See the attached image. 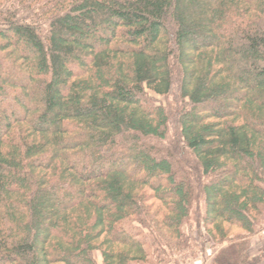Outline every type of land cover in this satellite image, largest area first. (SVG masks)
I'll use <instances>...</instances> for the list:
<instances>
[{
    "label": "trees",
    "instance_id": "obj_1",
    "mask_svg": "<svg viewBox=\"0 0 264 264\" xmlns=\"http://www.w3.org/2000/svg\"><path fill=\"white\" fill-rule=\"evenodd\" d=\"M263 229L264 0H0V264H264Z\"/></svg>",
    "mask_w": 264,
    "mask_h": 264
},
{
    "label": "rangeland",
    "instance_id": "obj_2",
    "mask_svg": "<svg viewBox=\"0 0 264 264\" xmlns=\"http://www.w3.org/2000/svg\"><path fill=\"white\" fill-rule=\"evenodd\" d=\"M158 103L166 104V99L158 98ZM245 234L240 230H235L233 234L230 235V239H235L236 237H244ZM221 246L215 247L211 243L210 238L203 231V236L196 237L193 247L188 251L183 257H181V262L179 264H212L214 257L218 254ZM264 251V229L260 233L254 235L250 238L247 248V253L249 257L258 256ZM94 258L98 264L102 263V257L99 252L94 254Z\"/></svg>",
    "mask_w": 264,
    "mask_h": 264
}]
</instances>
